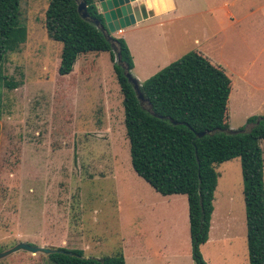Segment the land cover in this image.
<instances>
[{
    "label": "rangeland",
    "instance_id": "rangeland-1",
    "mask_svg": "<svg viewBox=\"0 0 264 264\" xmlns=\"http://www.w3.org/2000/svg\"><path fill=\"white\" fill-rule=\"evenodd\" d=\"M226 1L241 6L240 21L220 19L207 0H197L179 21L186 30L176 44L166 42L167 26L125 36L140 84L191 51L224 68L236 81L229 121L238 130L250 116H264V20L250 11L253 0ZM19 6L27 40L0 66V253L24 242L95 258L122 251L127 264H196L187 196L158 193L132 167L109 52L82 54L71 74L60 75L63 44L45 26L49 0ZM216 170V220L202 254L208 264H249L241 159ZM166 247L172 252L158 258ZM0 264L52 262L48 254L19 250Z\"/></svg>",
    "mask_w": 264,
    "mask_h": 264
},
{
    "label": "trees",
    "instance_id": "trees-1",
    "mask_svg": "<svg viewBox=\"0 0 264 264\" xmlns=\"http://www.w3.org/2000/svg\"><path fill=\"white\" fill-rule=\"evenodd\" d=\"M81 1L86 2L91 19L105 24L96 0ZM45 26L49 37L63 44L60 75L71 74L82 54L109 52L123 95L132 167L160 194L187 195L196 264H208L201 247L210 237L219 178L216 167L241 159L249 264H264V116H250L245 126L230 130L234 78L207 56L191 51L140 85L147 99L142 105L125 74L126 69L132 73L134 58L123 37L108 39L82 17L77 0H49ZM27 35L20 23L19 0H0V66L9 52L21 48ZM119 51L123 65L118 62ZM1 132L0 122V145ZM58 249L48 254L52 264H127L122 251L95 258L78 249Z\"/></svg>",
    "mask_w": 264,
    "mask_h": 264
},
{
    "label": "crops",
    "instance_id": "crops-1",
    "mask_svg": "<svg viewBox=\"0 0 264 264\" xmlns=\"http://www.w3.org/2000/svg\"><path fill=\"white\" fill-rule=\"evenodd\" d=\"M196 1L197 0H145V3L147 5L148 9L153 10L154 15L149 16L148 18L143 19L142 21H139L136 24L128 26L124 30L118 31L117 33L126 37L125 35L129 31H131V32L137 31V30L143 29L144 27H148L151 25L159 26V28H161L162 30L164 27L167 26L168 27L167 32L169 35L166 38V42L170 43L171 41H174V43L176 44L177 42H179V40L181 38L182 31L186 30V28H184V30H181L179 28L181 26L179 24V21H181V19H185L184 17H187L185 15H188V14H185V12H187L189 7L192 8L196 5L198 6ZM210 4H212V5H210ZM207 5H209L210 11L217 12V15L220 19L230 18L231 20L234 19V20L240 21L241 18H243V16H241L242 8H241V6L237 5L235 2L223 0V1H219L216 4L215 0H207ZM96 6L98 8L99 13L103 15V13L101 12V10L98 6L97 0H96ZM195 11H197V10H195ZM250 11L252 12V14H258L257 16H259L260 18H262L264 20V0H253V2H251V5H250ZM126 39H127V37H126ZM127 41H128V39H127ZM198 41H199L198 39H195V42H198ZM128 43H129V41H128ZM129 45L131 48L130 50L132 52V55H134V52H135L134 48L132 47V45L130 43H129ZM198 52H200V51H198ZM200 53H202V52H200ZM166 54H167V52H166ZM133 58L135 61L134 62V68H135V63H136L135 56H133ZM233 92H234V90H233ZM233 92H232V94H233ZM109 103H110V101H109ZM261 146H262L263 151H264V141H262ZM218 187H219V185L217 186V188ZM216 191H217V189H216ZM243 192H244V187H243ZM172 195L178 197L179 195H185V194H172ZM215 195H216V192H215ZM187 200H188V197H187ZM244 201H245V196H244ZM214 203H215V200H214ZM214 206H215V204H214ZM245 211H246V206H245ZM187 216L189 218V204H188ZM215 217H216V206H215L214 212L212 214V225H211L212 227H213L214 221L216 220ZM227 217H228V220L232 219V221H233V218L231 217L230 212H228ZM246 224H247V222H246ZM227 225H228V227H231L228 222H227ZM212 227L210 229V237H209L208 242L212 241V232H211ZM189 228H190V223H189ZM227 231H228L227 235L223 234V236L229 240L231 231H230V229H228ZM168 252H172V249L169 247H166L165 252L160 250L159 254L156 256L158 258L162 259V257L164 255L166 256V253H168Z\"/></svg>",
    "mask_w": 264,
    "mask_h": 264
},
{
    "label": "water",
    "instance_id": "water-1",
    "mask_svg": "<svg viewBox=\"0 0 264 264\" xmlns=\"http://www.w3.org/2000/svg\"><path fill=\"white\" fill-rule=\"evenodd\" d=\"M78 1V10L82 17L86 20L92 21L98 28H100L107 36L108 39L112 38L109 32H118L124 30L126 27L136 24L149 16L154 15V11L148 9L145 0H97L98 6L103 13L105 24H102L99 19H91L87 10V4L84 1ZM114 50H117L115 44H113ZM118 62L123 65L121 52H118ZM125 74L129 81L133 84L138 99L144 105L147 102L144 94L140 88L139 80L126 69ZM151 110V108H148ZM233 130L234 129H230ZM199 136L205 135V132L199 133ZM19 250H26L34 254L42 252L45 254H52L59 252V249H50L45 247L32 246L24 242H20L13 248L0 253V258H3L13 252Z\"/></svg>",
    "mask_w": 264,
    "mask_h": 264
}]
</instances>
